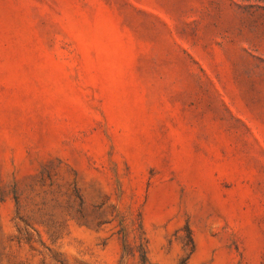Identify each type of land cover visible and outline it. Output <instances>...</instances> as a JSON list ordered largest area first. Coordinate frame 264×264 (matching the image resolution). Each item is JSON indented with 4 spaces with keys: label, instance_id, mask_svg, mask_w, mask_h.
<instances>
[{
    "label": "rangeland",
    "instance_id": "obj_1",
    "mask_svg": "<svg viewBox=\"0 0 264 264\" xmlns=\"http://www.w3.org/2000/svg\"><path fill=\"white\" fill-rule=\"evenodd\" d=\"M0 264H264V0H0Z\"/></svg>",
    "mask_w": 264,
    "mask_h": 264
},
{
    "label": "trees",
    "instance_id": "obj_2",
    "mask_svg": "<svg viewBox=\"0 0 264 264\" xmlns=\"http://www.w3.org/2000/svg\"><path fill=\"white\" fill-rule=\"evenodd\" d=\"M128 240L126 238V234H125V239H124V242L126 243ZM143 244V243H142ZM127 246H128V242H127ZM145 252V251H144Z\"/></svg>",
    "mask_w": 264,
    "mask_h": 264
}]
</instances>
